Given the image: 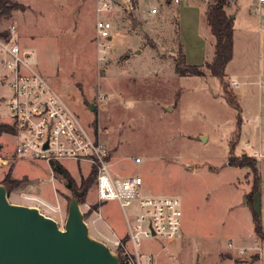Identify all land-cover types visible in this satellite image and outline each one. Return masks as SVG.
<instances>
[{
	"label": "rangeland",
	"instance_id": "obj_1",
	"mask_svg": "<svg viewBox=\"0 0 264 264\" xmlns=\"http://www.w3.org/2000/svg\"><path fill=\"white\" fill-rule=\"evenodd\" d=\"M11 1L22 8L9 16L0 15V31L16 25L21 55L85 128L100 137L114 174L141 176L140 197L179 199L180 230L174 241L142 238L139 251L151 256L152 264H264V237L252 231L245 202L253 175L249 167L230 162L233 157L253 156L251 148L257 150L260 140L264 144L259 124L246 120L256 94L263 92L257 85L244 83L264 76L262 71L251 76L244 72L259 64L264 67V31L257 30L255 0H230L227 7L239 13L235 57L226 65L222 83L204 67V76L176 73L175 61H180L177 12L176 5L166 0H136L133 8L130 0L115 6L107 14L113 31L104 41L105 52L96 35L93 0ZM209 1L187 0L178 7L201 9ZM151 3L158 6L153 15L148 13ZM243 23L251 24L245 36L239 31ZM3 74L0 65V78ZM231 80L240 83L233 86ZM7 95L0 79V122L11 124ZM227 95L239 103L240 126L238 111L228 103ZM89 103L96 106L93 111ZM15 134V128L11 134L0 133V181L8 171L19 181L7 194L8 200L38 207L62 229L74 194L44 160L17 154ZM247 141L251 148L245 145ZM260 150L264 152V146ZM135 157L140 162H134ZM253 157L264 192V156ZM59 163L78 187L90 171L86 162ZM93 186L84 202L94 201ZM31 197L59 211L52 212ZM258 203L259 198L255 206L260 208ZM101 210L103 220L95 222L94 228L89 222L90 235L104 239L95 228L109 237L111 231L123 235L125 220L117 202L105 200ZM125 211L132 214L134 208L127 206Z\"/></svg>",
	"mask_w": 264,
	"mask_h": 264
},
{
	"label": "built area",
	"instance_id": "obj_2",
	"mask_svg": "<svg viewBox=\"0 0 264 264\" xmlns=\"http://www.w3.org/2000/svg\"><path fill=\"white\" fill-rule=\"evenodd\" d=\"M95 3V30L97 39L103 52L106 51L104 41L112 37L113 25L108 19L115 6L130 0H93ZM175 5L187 0H169ZM193 1V0H189ZM264 0H256V11H260ZM158 6L150 4L148 13L155 14ZM264 22V17L262 18ZM8 35H0V65L4 74L0 78L7 87V106L11 112L12 126L15 128L17 154L39 158L50 165L51 161L72 160L75 163L86 162L95 170L94 201H85L80 205L83 219L90 231L95 222L103 220L102 202L115 200L123 211L125 233L112 236L101 235L111 251L119 256V264H152L151 256L143 255L138 246L142 238H157L173 242L179 234L181 207L179 199L175 197H140L139 188L143 179L139 175L117 177L111 169L109 151L96 133L89 132L71 111L65 101L53 90L49 83L37 73L20 53V46L16 40L17 27L12 24L8 28ZM233 86H238L237 80H231ZM257 85L264 90V79ZM45 144L47 145L46 147ZM247 148H251L246 142ZM252 155L257 152L252 151ZM133 161L140 162L139 157ZM89 171V172H90ZM31 200L47 207L52 212L59 211L48 202L31 197ZM127 206L134 211L128 214ZM39 209V208H38ZM40 210V209H39ZM85 215V216H84ZM110 229V227H109ZM164 245V244H163ZM231 246V244H229ZM244 253L245 250L241 249Z\"/></svg>",
	"mask_w": 264,
	"mask_h": 264
},
{
	"label": "water",
	"instance_id": "obj_3",
	"mask_svg": "<svg viewBox=\"0 0 264 264\" xmlns=\"http://www.w3.org/2000/svg\"><path fill=\"white\" fill-rule=\"evenodd\" d=\"M82 194L74 190L61 229L38 207L9 202L0 183V264H119V256L90 235L78 203Z\"/></svg>",
	"mask_w": 264,
	"mask_h": 264
},
{
	"label": "trees",
	"instance_id": "obj_4",
	"mask_svg": "<svg viewBox=\"0 0 264 264\" xmlns=\"http://www.w3.org/2000/svg\"><path fill=\"white\" fill-rule=\"evenodd\" d=\"M170 1L166 0V4L169 5ZM227 0H212L207 2L204 10L206 23L210 28L211 34L215 38L213 56L210 61L204 62L202 65H188L185 62L184 51L182 44L179 40V54L180 61H175V71L180 76H204L205 72L203 67L206 68L208 73L217 78L221 83L225 77V68L228 62L233 56V18L226 13L225 7L227 6ZM136 5V0H132L131 8ZM22 6L11 0H0V15L9 16L11 11L15 9H21ZM176 34H178V23L176 21ZM0 35L7 36V31H0ZM179 39V38H178ZM228 103L234 107L237 113V125H241V108L237 100L231 95H227ZM13 133L14 128L12 124L0 122V133ZM233 149V145H231ZM232 166L249 167L252 172V182L250 191L245 195V202L248 206L251 218L253 222V231L260 238L264 237L262 230L260 214L254 205V196L260 190L261 176L256 167V159L253 156H241L233 157L231 159ZM51 168L57 174H60L65 179V186L70 189L73 194L74 190L83 191V194L78 197V203L82 204L85 200L86 193L91 185L95 181V170L92 169L88 175L81 179L79 187L71 174L66 170L59 162L51 161ZM18 180L11 177L10 171H8L3 179L0 181L7 191V194L11 188L18 184ZM85 216V215H84Z\"/></svg>",
	"mask_w": 264,
	"mask_h": 264
},
{
	"label": "crops",
	"instance_id": "obj_5",
	"mask_svg": "<svg viewBox=\"0 0 264 264\" xmlns=\"http://www.w3.org/2000/svg\"><path fill=\"white\" fill-rule=\"evenodd\" d=\"M227 2H228L227 6L225 8L226 13L228 15H231L233 13V56H232V59L228 62L230 63L231 61L234 60V57H235V37L237 34L235 20L238 17L239 10L235 9L234 12L227 11V7L230 5L229 4L230 0ZM178 6L179 4L176 5L177 23H178V38L182 44L185 62L188 65H202L204 62L211 60L213 56L214 43H215V38L211 34L210 28L206 23V19L204 15L205 7L202 6L203 8H201L202 9L201 10L198 7H195L193 5H188V6H184L180 8ZM253 8H254L253 9L254 13L257 15L256 17H254L257 30L259 32L264 31V22L262 20V18L264 17V14H263L264 5L261 6L259 12L256 11V0H255V5ZM250 25L251 24L243 23L239 27V31L243 33V36H245V33L251 32ZM261 38L262 37H260V40ZM260 47L261 46H259V48ZM211 48L212 50H210ZM256 70L257 72L262 71L264 73V67H262L260 64L257 67L254 66L252 70L251 68H249V70L247 69L244 72L247 73L249 76H251L255 74ZM262 79H264V76L263 78H257L255 80H248V81H245L244 83L257 85V82ZM256 95L257 96H255V99H254L255 106L253 109L249 111V115L246 120L248 123H252L254 125L259 124L260 128L258 129H260L261 131H264V90L262 93L260 92ZM263 146H264L263 141L260 140V142L258 143V149L257 150L254 148H251V149L252 151L257 152L258 156H264V152L260 150V149H263ZM260 176H261V173H260ZM262 182L263 181L261 179V183ZM258 198H259L258 205L260 206V208H258V206H255V207L260 214L262 230L264 231V225L262 223V213H264V192L262 189V184L260 186V190L254 196V205H257L256 200H258ZM252 231H253V228H252Z\"/></svg>",
	"mask_w": 264,
	"mask_h": 264
}]
</instances>
